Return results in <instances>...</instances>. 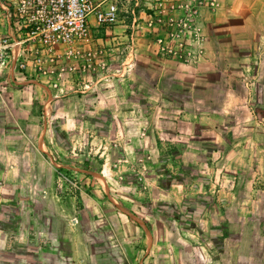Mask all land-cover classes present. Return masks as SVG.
Returning <instances> with one entry per match:
<instances>
[{
    "label": "rangeland",
    "instance_id": "rangeland-1",
    "mask_svg": "<svg viewBox=\"0 0 264 264\" xmlns=\"http://www.w3.org/2000/svg\"><path fill=\"white\" fill-rule=\"evenodd\" d=\"M100 1L117 4L113 25L0 97V122L21 120L0 123V264H74L62 239L75 234L92 264L95 250L103 264H264V79L214 77L231 29L249 27L262 67L264 12ZM245 81L255 120L237 126L249 112L232 113L225 89Z\"/></svg>",
    "mask_w": 264,
    "mask_h": 264
},
{
    "label": "built area",
    "instance_id": "built-area-1",
    "mask_svg": "<svg viewBox=\"0 0 264 264\" xmlns=\"http://www.w3.org/2000/svg\"><path fill=\"white\" fill-rule=\"evenodd\" d=\"M118 16L113 1L0 0V97L7 87L22 84L26 71L42 75L59 51L70 57L93 26L109 27Z\"/></svg>",
    "mask_w": 264,
    "mask_h": 264
},
{
    "label": "crops",
    "instance_id": "crops-1",
    "mask_svg": "<svg viewBox=\"0 0 264 264\" xmlns=\"http://www.w3.org/2000/svg\"><path fill=\"white\" fill-rule=\"evenodd\" d=\"M232 5H230L228 8L225 6L224 10L225 13H227V15H240V17L243 19H246V22H256L259 19H261V13L264 12V0H231ZM262 20V19H261ZM264 22V21H263ZM247 30H249V27H243L241 28L240 31L236 32L231 29L230 32L225 33V36L230 39L229 41V50L227 49L226 51H223L225 55H221L220 58H218V61H214L215 65V70H214V77L215 79L221 80V75L222 74V70L224 72H228L227 74L232 75L233 73H239L238 76H243L245 78V80H247L249 78V76L253 75V72L255 71L257 74L260 75L261 78L264 79V53L261 56V68L257 67V69L255 68L256 65H252L253 63L252 60L254 57L251 56V53L247 52V44L250 41L249 39V35L246 34ZM236 32V33H235ZM222 38V37H220ZM255 41V40H253ZM261 41H263L262 43L264 44V36L263 39H261ZM222 42V43H221ZM223 41H216L215 42V46L217 45V47H215V49H220V53H222V45ZM240 46L243 47L242 48V52L241 53H237L236 48ZM225 50V49H224ZM217 51V50H216ZM218 57V54L216 55ZM215 56V59H216ZM214 59V60H215ZM230 60V61H229ZM250 62L249 65H242V62ZM219 65V69L218 66ZM260 66V65H259ZM218 69V70H217ZM221 72L218 73V72ZM35 73L31 70H28L25 72V80L22 81L23 83L20 85H12L9 86L5 89V91H3L2 96L3 95H7V101H10V96H15L17 93H21L23 90L28 91L29 88V84L31 82H35ZM246 84H242L240 86H237L235 89L231 88V89H225V91L227 92L226 95H228L226 98L228 100H234L235 98L239 97V101L238 105H236L237 103H228V106L230 108V110H234L233 112H237L240 113L241 111H248L249 112V116L243 117L242 115H239L240 117L236 119V123L237 126L240 125H245L248 124V122H251L253 120H255V116L252 115V106H250L248 108V103H249V93H250V89L251 86H249V84L247 83V81H245ZM23 93V92H22ZM9 96V97H8ZM3 101L4 103H2L4 105L5 108H12L9 103L7 101ZM243 102L246 104L244 105ZM227 103V102H226ZM247 112V113H248ZM12 114V113H11ZM18 121H21L20 119H12V121H5V123L3 121H1L0 123L3 124H15ZM8 122V123H7ZM249 139V138H248ZM248 139H245L244 141H247ZM85 240L84 237L80 234H75L73 236H69V235H65L63 236L62 241L64 242V246L66 248H69L70 251L72 252V254L74 255V259H75V263L74 264H92L91 261L89 260L90 258H88L87 255V246L85 244ZM99 252V253H98ZM96 252H92V255L95 253V255H93V259L95 261H98L99 264H103L102 262V251H98ZM91 253V252H90Z\"/></svg>",
    "mask_w": 264,
    "mask_h": 264
}]
</instances>
